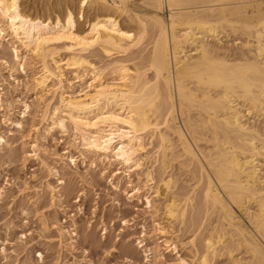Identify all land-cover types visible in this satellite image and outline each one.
<instances>
[{
  "label": "bare ground",
  "instance_id": "obj_1",
  "mask_svg": "<svg viewBox=\"0 0 264 264\" xmlns=\"http://www.w3.org/2000/svg\"><path fill=\"white\" fill-rule=\"evenodd\" d=\"M145 1L149 8L140 11L133 7L135 0H78L76 11L67 5L60 17L31 14L24 4L26 0H0V34L9 36L29 59L41 63L39 72L30 76L40 93L53 78L62 83L64 68L73 72L77 81L85 82L74 94L61 91L58 104L55 102L51 113H47L49 129L69 136V146L78 150L82 158L90 155L102 164H118L127 171L142 172L146 183H154V196L167 197L163 207L169 222L182 220L193 199L188 191L177 194L171 176L164 175L166 164L175 153L173 137L181 150L175 156L184 158L181 165H196V184L202 180L201 204L218 212L221 224L213 227L203 240V250L197 251L192 239L182 252L166 238L172 236L171 230L156 223L155 231L160 235L157 239L162 237V246L156 239L149 249L154 261L159 263L164 253H170L176 256L174 264H210V258L225 246L226 238L237 236L238 245L246 248L251 260L242 263L236 259L235 264H264V197L259 194L263 188L257 165L259 151L264 152V140L255 126L243 121L246 115L241 110L247 115H264V44L260 42L264 34V0H256L252 5L249 0ZM226 4L240 6L236 5L235 10L243 30L254 27L257 43L252 46V60V56L243 57L246 55L241 56L242 60H228L205 40L211 36L218 41L223 25L233 32L237 29L231 20L219 15L222 12L218 6ZM241 5H249L253 14H246ZM162 6L168 11L167 18L161 15ZM86 9L94 15L89 18ZM215 15L220 17L214 18ZM121 19L133 24V28L124 26ZM150 21L155 34L146 63L114 58L140 46ZM93 48L110 59L108 63L91 62L86 53ZM57 49L64 51V58ZM13 51L11 72L20 59L19 50ZM47 58L55 72L49 68ZM0 142V146L6 143L2 136ZM154 142L152 160L159 167L157 181L150 167L142 169L150 154L146 147ZM202 143L206 147H201ZM31 147L30 156L36 160L37 146ZM68 161L75 166V158L70 156ZM47 188L52 199H59V190ZM250 202L257 206L258 211L253 214L248 213ZM146 205L156 210L150 195ZM233 207L254 224L258 238L242 227ZM137 245L145 247L141 240ZM145 260L151 261L148 254Z\"/></svg>",
  "mask_w": 264,
  "mask_h": 264
},
{
  "label": "rangeland",
  "instance_id": "obj_2",
  "mask_svg": "<svg viewBox=\"0 0 264 264\" xmlns=\"http://www.w3.org/2000/svg\"><path fill=\"white\" fill-rule=\"evenodd\" d=\"M135 1L134 8L140 11L149 8L145 0ZM249 1V5L259 2V0H254V3L253 0ZM77 2L78 0H26L24 4L27 12L31 14L43 16L57 14L62 17L64 7L68 5L76 11ZM236 5L226 4L218 8L222 12L219 15L231 20L230 22L237 29L233 32L232 28L223 25L218 41L211 36L206 37L205 40L210 42L211 46L215 45L214 48H218L216 51L224 54L228 60L230 58L232 61L242 60L243 57L249 59L251 56L249 60H252L255 51L252 46L257 43L254 27L244 29L245 31L241 28V21L235 10L239 5L237 7ZM249 5H241V8L246 9L245 13L251 16L253 13ZM48 7L50 9L45 10ZM85 12L89 18L94 15L92 10L86 9ZM161 15L167 18L168 11L166 13L165 6H162ZM216 17L220 16L215 15L214 18ZM120 22L124 26L133 28V24L125 20L121 19ZM150 24L152 25L151 21L148 22L146 28L148 31L137 49H131L126 55H114V58L122 57L131 62L145 64L150 56L155 34V28ZM1 34L0 136L6 143L0 146V264H174L175 254L164 253L163 259L158 263L153 260L149 251L157 240L162 246L160 242L162 237L157 239L160 235L155 231L156 223H162L171 230L172 236L167 235L166 238H170L180 251L185 252L188 242L192 239L197 251L203 250V240L213 227L220 226V216L218 212L201 204L202 180L196 184L198 169L195 164L194 167L187 162L184 167L181 165L180 161L184 158L177 157L181 150L176 139L173 137L176 144L175 153L167 162L166 167L167 165L168 167L164 175L171 176L177 194L188 191L193 199L187 206L182 220L169 222L163 207V199L167 197L163 198V195L155 197L154 183H146L142 172L127 171L118 164H102L90 155H86L84 159L78 150L69 146V136L49 129L48 117L55 102L58 104L61 91L74 94L84 87L85 82L77 81L73 72L64 68L62 83H57V79L53 78L47 82L45 91L49 86L54 89H48L46 91L48 93L45 91L40 93L41 90L30 78L33 73L39 72L41 63L29 59L30 57L24 54L17 43L15 44L6 34ZM262 40L264 34L260 39L264 44ZM12 47L19 50L17 53L18 56L20 55L19 63L14 65L16 70L13 72L10 70L14 62ZM57 50L62 54L59 56L64 58V51ZM86 55L97 65L108 63L110 60L103 56L98 48L88 50ZM242 55L246 56L241 57ZM47 59L49 68L51 67V71L55 72L53 63L51 64L49 58ZM106 70H104L105 74L108 73ZM49 82H53L51 83L53 86ZM45 93L46 95H43ZM39 95L43 98L41 99ZM241 110L242 114L246 115L243 121L255 126L260 138L264 140V115H247L243 108ZM177 120L183 128L181 118ZM35 144L39 157L37 161L30 156L33 150L31 146ZM154 144L155 142L146 147L150 154L144 160L142 169L144 171V168L150 167L157 181L159 167L152 160ZM201 147L206 146L202 143ZM67 150L69 152L65 153ZM194 151L200 158L195 147ZM259 153L257 165L262 179L260 187L263 188L259 194L264 197V152L259 151ZM27 155L30 157L28 158ZM70 156L75 158V166L68 161ZM116 171L120 173L116 174ZM59 180L62 182L59 183ZM47 186L59 190L61 194L59 199H52ZM149 195L156 210L147 208L146 197ZM223 198L227 201L224 194ZM247 207L249 214L258 211L254 202L247 204ZM233 209L240 218L242 227L258 238L254 224L247 220L248 217L240 214L236 207ZM237 239V236L226 238L225 246L210 258V264H235L236 259L242 263L249 262L251 260L249 252L243 245H238ZM139 240L145 243L144 248L137 245ZM147 254L151 259L149 262L145 260ZM193 263L196 264V261Z\"/></svg>",
  "mask_w": 264,
  "mask_h": 264
},
{
  "label": "built area",
  "instance_id": "obj_3",
  "mask_svg": "<svg viewBox=\"0 0 264 264\" xmlns=\"http://www.w3.org/2000/svg\"><path fill=\"white\" fill-rule=\"evenodd\" d=\"M165 11H166V13H167V9L165 8Z\"/></svg>",
  "mask_w": 264,
  "mask_h": 264
}]
</instances>
